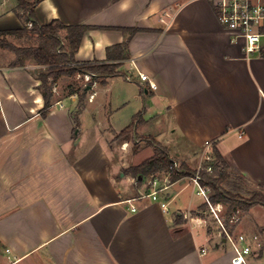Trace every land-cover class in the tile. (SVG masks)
Wrapping results in <instances>:
<instances>
[{
  "label": "crops",
  "instance_id": "obj_1",
  "mask_svg": "<svg viewBox=\"0 0 264 264\" xmlns=\"http://www.w3.org/2000/svg\"><path fill=\"white\" fill-rule=\"evenodd\" d=\"M18 3L0 0V30L23 26ZM35 15L92 26L79 63L109 62L108 48L125 41L129 57L124 73L86 86L77 123L76 93L43 115L34 62L11 66L0 48V264H233L228 235L251 247L247 264H264V205L235 224L221 214L225 231L209 223L214 213L191 176L158 172L154 200L126 171L154 154L152 142L196 170L210 139L233 173L264 186V23L262 50L248 55L210 0H39ZM140 112L132 136H120ZM136 134L154 149L133 162L144 146L125 145Z\"/></svg>",
  "mask_w": 264,
  "mask_h": 264
},
{
  "label": "trees",
  "instance_id": "obj_2",
  "mask_svg": "<svg viewBox=\"0 0 264 264\" xmlns=\"http://www.w3.org/2000/svg\"><path fill=\"white\" fill-rule=\"evenodd\" d=\"M18 1V8L22 10L18 14L23 21V26L17 29L0 30V48L9 49L15 54L14 60L10 63L11 66L26 65L29 60L46 66V70L37 74L41 80L39 88L45 99L43 115L48 112L49 107L53 104V86L63 75L76 76L78 73L90 72L94 76L100 75L104 78L121 74L117 69L121 66V61L129 57L127 41L108 48L109 62L79 63L75 59V52L80 46L83 34L92 26L64 24L59 19H54L48 24H40L35 15V7L39 0ZM30 22L32 23L31 27L28 26ZM137 30L139 28H127L125 32H129L131 36ZM63 31L65 34H62ZM10 34L36 39L37 44H15L8 39ZM104 79L102 82L105 81ZM73 93L79 97L76 113V121L79 123L78 114L85 105L86 87L71 86L69 94ZM140 116L141 112L136 114L133 123L122 130L119 135L128 137L132 133L134 122ZM152 144L155 147L154 154L140 164L129 167L126 170L128 173L145 178L150 174L166 171L173 165V159H171L168 150L155 145L154 142ZM212 155L213 159L210 163L213 169L200 171L201 185L213 190L210 196L212 203H222L226 206L224 223L228 224L237 211L246 212L254 205H264V186H251L244 176L233 173L228 162L217 149L212 150ZM194 173L195 170H191L185 163H181L179 168L172 171L171 178L176 180L182 176H192Z\"/></svg>",
  "mask_w": 264,
  "mask_h": 264
},
{
  "label": "built area",
  "instance_id": "obj_3",
  "mask_svg": "<svg viewBox=\"0 0 264 264\" xmlns=\"http://www.w3.org/2000/svg\"><path fill=\"white\" fill-rule=\"evenodd\" d=\"M214 3L215 7L218 10V19L221 24L231 30L236 31L233 35V39H237V37L245 38L244 50L248 55L253 54L255 51L262 50L261 38L262 32L260 31V26L264 23V0H210ZM29 26H32V23H28ZM86 77L89 79L90 75L86 74ZM126 79L130 80L131 75H127ZM140 79L145 81L148 79V76L141 73ZM152 87H155V84L150 83ZM241 136V135H240ZM212 146L213 140H206L205 149H204V158L199 164L198 168L195 170L194 175L191 176L192 181L199 188V193L203 194L206 197V200L215 215V218L222 224L223 229L226 231L224 224L220 219V215L217 210L220 209L221 204H213L210 201V197L206 194V188L201 185V175L200 171L202 169H207L211 171L213 169L210 161L213 159L212 155ZM181 163L177 159H173V165L166 170L167 174H171L175 168H179ZM148 178L146 182L152 189L148 194H144L143 196H151L154 200L159 199L158 192L161 189L159 187L160 178L158 173L150 174L143 178L133 177L135 183L144 182L145 179ZM136 210L135 207H133ZM239 212V211H237ZM236 212V213H237ZM236 213L231 217L230 220L234 221L236 218ZM230 241L233 244L235 255L233 257V264H247L245 259V254L251 251V247L248 244L242 243L239 245L237 240L233 239L230 235H228ZM246 239L245 235L239 236V241L244 242ZM205 252V249H203Z\"/></svg>",
  "mask_w": 264,
  "mask_h": 264
},
{
  "label": "rangeland",
  "instance_id": "obj_4",
  "mask_svg": "<svg viewBox=\"0 0 264 264\" xmlns=\"http://www.w3.org/2000/svg\"><path fill=\"white\" fill-rule=\"evenodd\" d=\"M28 26H29V24H28ZM29 27H31V26H29ZM8 39L11 40L13 43L18 44V45L37 44V40L36 39H31V38H28L27 36H16V37H10V38L8 37ZM1 51L3 53L7 54L8 56H12L13 57L12 60H14L15 54H13L12 51L10 52V50L9 49H6V48H2ZM32 66H33V70L37 74L40 73L41 71L46 70V66L45 65L36 64L35 62H34V64H32ZM117 70L120 73H124L123 71H121V66L118 67ZM86 74L90 75V78L89 79L86 77ZM127 75H132V74L131 73H128ZM63 76H65V75H63ZM66 76H68V75H66ZM93 77H96V79H93ZM104 78L106 79V77H104ZM104 78L101 77L100 75L94 76V74L93 73H90V72L78 73L76 76H68V77H66L64 79L63 78L62 79L60 78L55 83V85L53 86V93H54L53 99L55 100L56 98H60V97L62 98L65 95H67L69 93V88L71 86H75V87H77V86L86 87L87 85H95L97 79H99V81L101 82V80L103 81ZM89 98H90V95L89 94L86 95L84 102H87L89 100ZM130 136H132V135L130 134ZM134 138H137V141L136 142H135V139ZM134 138L132 137V140H131L130 145H128V143H127L125 146H130L131 149L135 150L138 145L139 146L143 145L144 146L143 149L140 150V151H138L135 154V156L133 157V159H132L133 162H135V161H141V160L147 158L150 155V153L153 151L154 148L152 146H150V145H147V143H148L147 140L146 141L145 140H142V139H145L144 135L141 136L139 134H136V136ZM147 181H148V178L145 179L144 182L146 183ZM225 210H226V208L225 209L223 208L221 211H219V215L221 216V214H223L225 212ZM236 215L237 216L234 219V221L230 220V224L238 223L242 219L243 212L242 211H239V212L236 213ZM207 217H209L208 220H209V223H210L211 220L214 219L215 215L214 214L213 215H209L208 214Z\"/></svg>",
  "mask_w": 264,
  "mask_h": 264
}]
</instances>
